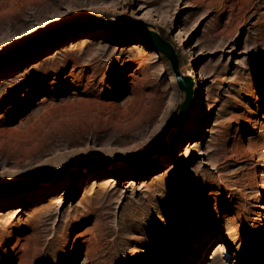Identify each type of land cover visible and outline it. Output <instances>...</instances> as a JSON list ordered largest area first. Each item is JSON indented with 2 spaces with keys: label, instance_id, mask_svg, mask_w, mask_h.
<instances>
[{
  "label": "rangeland",
  "instance_id": "rangeland-1",
  "mask_svg": "<svg viewBox=\"0 0 264 264\" xmlns=\"http://www.w3.org/2000/svg\"><path fill=\"white\" fill-rule=\"evenodd\" d=\"M0 264H264V0H0Z\"/></svg>",
  "mask_w": 264,
  "mask_h": 264
},
{
  "label": "water",
  "instance_id": "water-1",
  "mask_svg": "<svg viewBox=\"0 0 264 264\" xmlns=\"http://www.w3.org/2000/svg\"><path fill=\"white\" fill-rule=\"evenodd\" d=\"M148 38L153 46L157 48V50L162 54L170 63L172 72L175 76L176 84L180 93L182 95L181 101L178 104V118H173L169 124L152 140L150 145L146 150H144L139 158L141 159L140 162L135 164L139 166L146 160L150 159L155 155H160L162 150L165 147V140L173 127L180 126L187 118L189 108L191 106L192 94H193V82L190 77L183 76L179 73L178 70V58L177 54L171 45V43L165 41L154 29L147 30ZM103 166L100 165H93L87 167L88 172L95 171L97 169L102 168ZM65 174L55 175V176H41L37 180L33 182V184L28 189H19L15 192H12L13 195L15 194H27L35 189L43 186V185H52L63 179ZM33 179L28 180V184H30Z\"/></svg>",
  "mask_w": 264,
  "mask_h": 264
},
{
  "label": "bare ground",
  "instance_id": "bare-ground-1",
  "mask_svg": "<svg viewBox=\"0 0 264 264\" xmlns=\"http://www.w3.org/2000/svg\"><path fill=\"white\" fill-rule=\"evenodd\" d=\"M201 97H200V94L198 95V97H197V99H200ZM194 104H198L197 102H195ZM18 172H20V170L18 171ZM92 186V185H91ZM100 188H102V187H100ZM15 210V209H14ZM12 212H14V214H19V213H21L22 211H20V212H18V211H12ZM18 212V213H17ZM13 214V215H14Z\"/></svg>",
  "mask_w": 264,
  "mask_h": 264
}]
</instances>
